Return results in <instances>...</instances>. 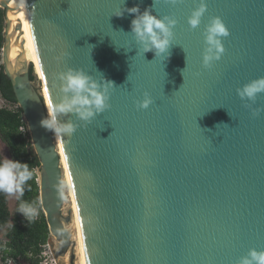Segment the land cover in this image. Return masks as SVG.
<instances>
[{
    "label": "water",
    "instance_id": "obj_1",
    "mask_svg": "<svg viewBox=\"0 0 264 264\" xmlns=\"http://www.w3.org/2000/svg\"><path fill=\"white\" fill-rule=\"evenodd\" d=\"M198 3L0 0L1 65L39 161V201L56 264L66 255L75 264L73 210L64 214L59 148L40 125L46 103L30 80L22 41L10 58V34L19 33L15 43L22 30L19 20L11 29L12 8L20 9L48 102L60 100L58 74L68 68L113 82L110 108L59 137L85 264H238L250 249L264 251V94L253 116L236 91L264 77V0H205L201 23L191 29ZM134 6L176 20L166 60L137 52L133 15L113 16ZM212 17L229 35L220 60L205 69L202 33ZM144 93L153 103L140 110ZM67 119L79 124L74 116L61 122Z\"/></svg>",
    "mask_w": 264,
    "mask_h": 264
},
{
    "label": "clouds",
    "instance_id": "obj_2",
    "mask_svg": "<svg viewBox=\"0 0 264 264\" xmlns=\"http://www.w3.org/2000/svg\"><path fill=\"white\" fill-rule=\"evenodd\" d=\"M164 2L175 6L182 0H164ZM206 8L205 0H199L187 20L189 28L195 29L200 25ZM124 12L134 16L130 22V34L138 47L137 52L143 54L153 52L156 58L166 60L169 55L168 50L172 45L176 20L169 16L157 17L152 14L151 9L147 8L141 13L138 6L115 12L113 16L121 17ZM202 35L205 47L201 64L203 68L209 69L214 62L220 60L224 53L222 39L226 38L229 32L219 17H212L205 25ZM58 79L60 80L61 98L56 103L45 104L46 115L40 121L41 127L53 135L71 137L78 127L89 124L97 115L110 108L108 103L110 90L114 89L112 81L105 80L103 77L102 81H97L84 71L73 68H68L58 74ZM236 91L241 101L250 102L245 103L244 107L249 109L253 116L262 111L260 108H252V104L255 103L258 95L264 94V77L251 80ZM152 103L150 95L144 93L137 107L145 110ZM72 116L79 124L71 119L61 122V117ZM31 178L32 173L26 163L7 157L0 159V193L9 197L22 196L24 186ZM18 213L26 220H33L39 215V210L30 203L22 202ZM238 264H264V251L258 252L250 249L246 256L239 259Z\"/></svg>",
    "mask_w": 264,
    "mask_h": 264
},
{
    "label": "trees",
    "instance_id": "obj_3",
    "mask_svg": "<svg viewBox=\"0 0 264 264\" xmlns=\"http://www.w3.org/2000/svg\"><path fill=\"white\" fill-rule=\"evenodd\" d=\"M4 20V10L0 9V53L4 40ZM31 63L35 65L34 62ZM30 80L35 81L32 65H30ZM0 142L5 146L11 160L26 163L32 173V178L24 186L23 195H16L12 211L8 207V196L0 193V232H3L0 241V263L7 264V260H12L14 262L24 261L27 264H40L50 234L39 201V161L31 147L27 127L22 112L17 106L11 84L3 74L1 56ZM0 159H2L1 153ZM22 202L37 207L39 215L33 220L23 218L18 213Z\"/></svg>",
    "mask_w": 264,
    "mask_h": 264
},
{
    "label": "rangeland",
    "instance_id": "obj_4",
    "mask_svg": "<svg viewBox=\"0 0 264 264\" xmlns=\"http://www.w3.org/2000/svg\"><path fill=\"white\" fill-rule=\"evenodd\" d=\"M32 62H34L33 58H32ZM34 64H35V62H34ZM33 74L35 75V81H33L34 87L40 93L43 94V97L45 99V103H48L47 95H46V93L42 87V84L40 81L41 76L38 72L36 64H35V68L33 70ZM55 139H56V142H57V145L59 148V153H60L61 163H62V168H63L64 214L66 213V211L69 208H72L73 220L71 221L70 225H68V229L71 232L72 240L76 241L75 250H74L75 255H76L75 264H79L78 253L80 251V237H79L80 231H79V221H78V216H77V210H76V205H75V200H74L71 184L69 182V179H67V177H69V173H68V170L66 169V163H65L63 152L61 151L62 148L60 145L59 137L55 136ZM0 153H1L2 158H4V157L9 158V154H8L5 146L1 142H0ZM15 199H16V195L11 196V197L8 196V207H9L10 211L13 210V205H14ZM2 235H3V232H0V241L2 240ZM50 241L54 242L52 237H50L48 242H50ZM55 245H56V243H55ZM42 255H43L42 261L40 264H56L53 261L52 254L50 253V250L47 246H45ZM15 264H27V263L24 261H18V262H15ZM57 264H69V255H67L63 259H60L59 263H57Z\"/></svg>",
    "mask_w": 264,
    "mask_h": 264
},
{
    "label": "bare ground",
    "instance_id": "obj_5",
    "mask_svg": "<svg viewBox=\"0 0 264 264\" xmlns=\"http://www.w3.org/2000/svg\"><path fill=\"white\" fill-rule=\"evenodd\" d=\"M10 13L13 15L12 21H11V29H13L17 25L18 20L21 22V25H22L21 36H20V38H19V40L17 42L14 43V38L17 35H19V33L17 31H13L12 30V33L10 34V37L12 39V44H11L12 47H11V50H10V58H11V60L14 59V57L16 56L18 51L20 50L18 45H19L20 41H22L23 42L22 49H23V53H24L25 59L27 61H29V62H32V58L33 57H32L31 52L29 50L28 42H27V39H26V35H25L23 23H22V18H21V14H20V9L18 10V9L12 8ZM33 67H35V65H33ZM61 151H62V149H61ZM67 179H68V177H67ZM79 231H80V233H79V237H80V251L78 253V260H79V264H85L84 251H83V242H82L80 225H79Z\"/></svg>",
    "mask_w": 264,
    "mask_h": 264
},
{
    "label": "snow or ice",
    "instance_id": "obj_6",
    "mask_svg": "<svg viewBox=\"0 0 264 264\" xmlns=\"http://www.w3.org/2000/svg\"><path fill=\"white\" fill-rule=\"evenodd\" d=\"M44 91H45V93L47 94V93H48V88H45ZM48 103H49V104L52 103L50 99H49V102H48ZM63 151H64V149H62V152H63ZM64 159H65V161H66V160H67V157L65 156ZM66 169H67V165H66ZM68 179H69V182L71 183V176H70V175H69Z\"/></svg>",
    "mask_w": 264,
    "mask_h": 264
},
{
    "label": "built area",
    "instance_id": "obj_7",
    "mask_svg": "<svg viewBox=\"0 0 264 264\" xmlns=\"http://www.w3.org/2000/svg\"><path fill=\"white\" fill-rule=\"evenodd\" d=\"M20 130H21V131H24L23 128H20ZM45 246H47V245H45ZM44 248H45V247H44ZM7 264H15V262L12 261V260H7Z\"/></svg>",
    "mask_w": 264,
    "mask_h": 264
}]
</instances>
